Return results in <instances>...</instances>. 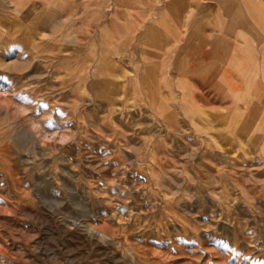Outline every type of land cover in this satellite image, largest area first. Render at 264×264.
I'll return each mask as SVG.
<instances>
[{"label": "rangeland", "instance_id": "1", "mask_svg": "<svg viewBox=\"0 0 264 264\" xmlns=\"http://www.w3.org/2000/svg\"><path fill=\"white\" fill-rule=\"evenodd\" d=\"M105 3L0 0V264H264L256 152L130 137L121 88L96 84L112 27L65 33L66 14L81 34L84 4ZM85 50L89 95L74 84Z\"/></svg>", "mask_w": 264, "mask_h": 264}, {"label": "crops", "instance_id": "2", "mask_svg": "<svg viewBox=\"0 0 264 264\" xmlns=\"http://www.w3.org/2000/svg\"><path fill=\"white\" fill-rule=\"evenodd\" d=\"M103 1L108 3L90 11L84 4L88 25L81 34L66 14L65 33L72 40L91 39L103 34L106 23L112 27L113 50L107 57L103 49L97 52L96 84L121 88L130 137L170 144L184 135H204L219 143L216 150L240 156L255 151L257 189L264 198V0ZM120 2L128 8L121 9ZM123 13L128 23L121 28ZM125 33L129 43L121 49ZM67 47L72 64L77 56L72 44ZM86 50L81 81L74 84L89 95Z\"/></svg>", "mask_w": 264, "mask_h": 264}, {"label": "bare ground", "instance_id": "3", "mask_svg": "<svg viewBox=\"0 0 264 264\" xmlns=\"http://www.w3.org/2000/svg\"><path fill=\"white\" fill-rule=\"evenodd\" d=\"M35 7V6H34ZM32 13V12H31ZM131 14V13H130ZM117 74V73H116ZM122 76V75H121ZM141 87V86H140ZM160 88V87H159ZM145 92V91H144ZM200 93V92H199ZM198 94V93H197ZM201 98V97H200ZM160 99V98H159ZM220 102V101H219ZM160 104V103H159ZM155 106V105H154ZM155 110V109H154ZM165 115V114H164ZM166 116V115H165ZM157 118H161V117H158ZM174 118V117H173ZM162 119V118H161ZM163 120V119H162ZM166 122V121H165ZM167 124V122H166ZM168 126V125H167ZM171 126V125H170ZM255 130V129H254ZM129 151V150H128ZM150 155V154H149ZM111 162V161H110ZM104 171V170H103ZM149 174V173H148ZM178 174V173H177ZM175 214V213H174ZM105 217V216H104Z\"/></svg>", "mask_w": 264, "mask_h": 264}]
</instances>
